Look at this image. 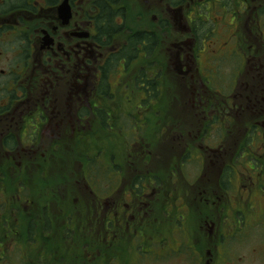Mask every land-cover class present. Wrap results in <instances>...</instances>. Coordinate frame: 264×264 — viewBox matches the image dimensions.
Returning <instances> with one entry per match:
<instances>
[{
  "label": "flooded vegetation",
  "instance_id": "1",
  "mask_svg": "<svg viewBox=\"0 0 264 264\" xmlns=\"http://www.w3.org/2000/svg\"><path fill=\"white\" fill-rule=\"evenodd\" d=\"M134 9L153 19L165 16L161 28L175 27L169 17L184 14L192 31L173 42L177 54L168 62L158 54L129 76L141 83L144 96L131 111H120L117 128L133 138L141 131L143 138L123 142L117 158L101 149L105 192L84 176L88 195L72 198L73 211L61 212L66 225L48 227L45 196L34 199L41 156L67 152L68 142L86 136L88 108L95 107L97 129L103 127L106 110L99 102L115 96L109 78L122 71L114 65L122 63L125 79L129 52L136 47L146 55L160 43L157 23L125 27ZM216 9L245 13L231 22L233 45L211 55L229 53L239 62L233 71L239 79L227 84L220 66L199 60L204 50L194 37V15ZM262 18L264 0H0V264H17L18 258L21 264H264ZM178 20L175 25L184 26ZM124 27L131 35H152L154 43L112 46ZM191 62L196 71L205 67L197 93L205 86L222 98L201 103L203 127L196 130L194 120L176 119L174 109L169 115L149 101L165 94L159 86L168 70L185 76ZM190 79L184 86L193 93L197 81ZM235 138L240 148L232 146ZM193 165L189 178L186 169ZM197 201L215 212L195 216L191 203ZM98 235L109 243L103 256Z\"/></svg>",
  "mask_w": 264,
  "mask_h": 264
},
{
  "label": "rangeland",
  "instance_id": "2",
  "mask_svg": "<svg viewBox=\"0 0 264 264\" xmlns=\"http://www.w3.org/2000/svg\"><path fill=\"white\" fill-rule=\"evenodd\" d=\"M218 10L219 9L212 10L211 12H200L194 15L198 25L197 31H194V37L199 40L198 49H201V53L204 52L199 60H202V63H204V65H209L212 67H215V65H217L218 67L220 66L221 72L225 73L222 74L224 76L221 80L227 84L231 80L236 81V79H239L240 74L238 76H235L233 74V71L237 70L236 66L239 62L237 61V63L235 57L231 56L229 53H227L225 56L218 54L226 51L228 48H230V46L233 45V34L235 33V27H232L231 22L234 23L237 17H244L245 13H242V10H236L235 12L228 10ZM131 13H134V17L131 16L127 19L128 21L125 22V27L126 24V28L129 29L136 28L139 26V24H146L144 26L151 27L155 26V24L157 23V41L160 43L158 44L155 52L153 51V48H150V51H146V55L139 56V51L136 47L134 48L136 51L132 49L129 52L130 63L128 64V67L130 74L125 75V79L122 78V76L125 74L122 63L114 65V67H119L117 71H119V69H122V71H119V77L118 75H113L117 72L116 71L115 73H112L113 76L109 78L111 83L110 91L115 92V96L106 98L105 101L99 102V105H102L101 108H103L104 111L106 110V112L103 113V115L106 116L104 125L101 123L98 125L99 127H103L97 129V123L100 122L101 119H99V117L95 115V107L88 108L84 111L88 127L86 136H82V139L79 138L78 140H72V142H68L67 152H57L55 153V156H53L52 154H43L41 156V173H39L37 176H35L34 174V199H36V201L38 202V197H42V195L45 196V203H48L46 205L48 227H58L66 225V218L61 215V212L63 210L66 212L73 211V208L71 207L72 203L74 204L75 201L72 200V198H78L80 194L88 195L90 191L88 188H86L85 180L83 179L84 176H89L92 188L95 191H97L99 194H103L105 192L106 187L103 185V175L105 173L103 171V165L99 166L100 164H102L101 157L99 155V152L102 151L101 149L106 150L108 156H115L117 158L121 156L120 152L123 142L127 140H135L136 138L141 140L143 138L141 136V131L136 132L133 138L128 135L126 136L125 133V135L123 136L117 128V124L120 123L118 122L120 119L117 120V115L120 113V111H131L132 106H134L135 104H140L142 102L141 97L144 96L143 90L140 89L141 83L134 82L133 78H129V76L132 75L133 71L135 70L138 72L146 63L154 61V58L158 54L161 55L163 60H167L168 62V59L171 56H176L177 54V48L172 46L173 42L178 43L179 41L185 40V38L188 36V32L192 31L191 29H189V27L184 25L186 24V22L188 23L187 17H185L184 14L169 17L170 23L175 27L171 28L169 26L166 28H161L160 22L162 21V19L166 18L165 16L158 15V20L156 18L153 19L150 15L146 14L144 9H134ZM254 16L260 19L261 14H255ZM178 18H181L183 20V23L182 20H178V24L182 23V25L184 26L180 27H184L186 30L181 29L179 25H175ZM189 18H192L191 15H189ZM263 19L264 18H262V20ZM125 27L120 31V34L114 37L110 42L112 46L117 45L119 47L121 44H125L127 42L130 43L131 46L133 45V43H131V41L129 40L132 37V33L126 32L127 30H125ZM245 33H248V31ZM205 42H210L211 44H206L205 48L203 49ZM202 50L204 51L202 52ZM216 52L219 53L211 56ZM190 64L192 66V71L185 76L181 73L180 75L175 74L173 72L174 70H168V73H166V76H163L164 79L163 81H161L159 86L160 88L165 89V94L163 93L160 99H149V101H151L154 106L155 104H158L159 109H165V112H168L169 115L170 109H174L175 116L173 117H175L176 119H183L184 122H186L187 120H194L193 122H196L194 125V128L196 130L203 127V123H201V120L202 118H204L205 113H199V111H201V103H203V106H205V104L208 103V100L216 101L222 98H215L212 94V89L206 88L205 86H203V88H200V90H202L200 93H197L200 84L199 80L202 77L201 73H205V67L204 65H202L200 67V71H196V65L193 67L192 62ZM173 67L175 68V65L171 64V68ZM168 68L171 69L170 66H168ZM192 75H194L197 81V84L194 83L196 90H193V93L189 90H185L187 88L185 87L186 85L184 86L185 82H189L191 80L190 77H192ZM127 82L130 83L129 87L126 85ZM217 87L218 86L216 85V87L214 88ZM221 87L223 88V86ZM230 88L231 87H228L227 90ZM129 97L130 100H127V98ZM164 116L166 115L160 114V118H164ZM171 124H173L172 120L170 121V125ZM110 125L113 126L112 130L109 129ZM90 128H96V130H99V132L95 133V131L91 130ZM201 131L202 133H204V129H202ZM117 135L119 136V138L116 137ZM154 135L155 131H153L152 133V136ZM157 135L161 136L160 130L157 131ZM117 142H120L119 146ZM240 142L241 139H232V146H237L240 148ZM232 146L230 147L234 152L235 149ZM88 160L91 161L88 162ZM196 167H194L193 165L191 168L186 169V174L189 178L193 177L192 168L196 170ZM164 182H166V179H164ZM112 187L113 184H110L109 188ZM57 188H61L62 190L59 191ZM200 191L201 190H197V192ZM59 194L60 196L58 197L57 195ZM62 195L64 196L62 197ZM200 196L201 195L199 194V197ZM69 198V202H65V200ZM77 203L80 204L81 200H77ZM191 204L194 207L195 216H198L201 213H209L210 211L215 212V206H212L210 208L207 203H201L200 201H197ZM223 211H226V209ZM209 215L214 219V221H217V218L214 214ZM209 215H204V217H207ZM102 240L104 239L98 235V255L100 256L106 255L109 250V243H104ZM253 243L257 245L260 244L261 241H259L257 237L253 240ZM262 245H264V243ZM101 247L105 249H102ZM19 256L20 254H18V257ZM20 262H22V260L18 258L17 264H21ZM12 264L15 263L13 262Z\"/></svg>",
  "mask_w": 264,
  "mask_h": 264
},
{
  "label": "trees",
  "instance_id": "3",
  "mask_svg": "<svg viewBox=\"0 0 264 264\" xmlns=\"http://www.w3.org/2000/svg\"><path fill=\"white\" fill-rule=\"evenodd\" d=\"M137 39V40H136ZM145 40H147L150 43H154L153 41L155 40L154 37L152 35H147L146 33L143 34H139V35H132V37L130 38L131 43H133V48L137 45L135 44L136 42L139 43V41L141 40V42H143ZM140 42V43H141ZM142 44V43H141ZM148 50V47H146ZM130 49V48H129ZM131 50V49H130ZM135 50V49H134ZM136 51V50H135ZM46 205L48 203H45Z\"/></svg>",
  "mask_w": 264,
  "mask_h": 264
}]
</instances>
